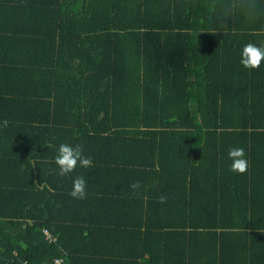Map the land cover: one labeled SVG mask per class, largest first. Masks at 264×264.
Instances as JSON below:
<instances>
[{"label": "trees", "instance_id": "16d2710c", "mask_svg": "<svg viewBox=\"0 0 264 264\" xmlns=\"http://www.w3.org/2000/svg\"><path fill=\"white\" fill-rule=\"evenodd\" d=\"M262 40L264 0H0V264H264Z\"/></svg>", "mask_w": 264, "mask_h": 264}, {"label": "clouds", "instance_id": "9594fccd", "mask_svg": "<svg viewBox=\"0 0 264 264\" xmlns=\"http://www.w3.org/2000/svg\"><path fill=\"white\" fill-rule=\"evenodd\" d=\"M237 55L239 64L244 69L254 70L260 67L262 61H264V40L243 44L238 49ZM227 157L230 160V171L237 174H242L247 171L249 162L243 148L230 147L227 151ZM53 162L60 176H68L77 167L84 169L93 167L92 158L84 154L81 145L67 142H62L56 147ZM132 187L135 188L137 185L133 184ZM68 194L77 200L86 198L87 182L83 176H75L72 178V185Z\"/></svg>", "mask_w": 264, "mask_h": 264}, {"label": "built area", "instance_id": "2783aa9c", "mask_svg": "<svg viewBox=\"0 0 264 264\" xmlns=\"http://www.w3.org/2000/svg\"><path fill=\"white\" fill-rule=\"evenodd\" d=\"M44 234H45V237L48 241H53L56 239V237L53 235V233L46 228H44ZM62 261H63V258H56L54 261V264H60Z\"/></svg>", "mask_w": 264, "mask_h": 264}, {"label": "bare ground", "instance_id": "6f19581e", "mask_svg": "<svg viewBox=\"0 0 264 264\" xmlns=\"http://www.w3.org/2000/svg\"><path fill=\"white\" fill-rule=\"evenodd\" d=\"M87 91V90H86ZM82 114V113H81Z\"/></svg>", "mask_w": 264, "mask_h": 264}, {"label": "crops", "instance_id": "0c3cea01", "mask_svg": "<svg viewBox=\"0 0 264 264\" xmlns=\"http://www.w3.org/2000/svg\"><path fill=\"white\" fill-rule=\"evenodd\" d=\"M46 238V237H45Z\"/></svg>", "mask_w": 264, "mask_h": 264}]
</instances>
